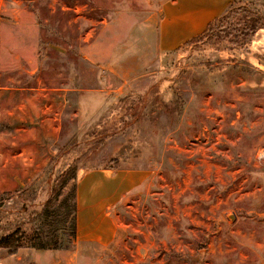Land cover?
<instances>
[{
    "label": "rangeland",
    "instance_id": "obj_1",
    "mask_svg": "<svg viewBox=\"0 0 264 264\" xmlns=\"http://www.w3.org/2000/svg\"><path fill=\"white\" fill-rule=\"evenodd\" d=\"M178 1L0 0V264H264V0L162 52Z\"/></svg>",
    "mask_w": 264,
    "mask_h": 264
},
{
    "label": "crops",
    "instance_id": "obj_2",
    "mask_svg": "<svg viewBox=\"0 0 264 264\" xmlns=\"http://www.w3.org/2000/svg\"><path fill=\"white\" fill-rule=\"evenodd\" d=\"M226 2L223 0H179L174 2L170 7L165 8L164 18L159 25V38H158V47L162 52H170L177 49L184 43L196 37L200 34L207 25L212 22L214 19L220 17L226 8ZM264 31V29H261ZM260 30V31H261ZM257 31L254 33L256 34ZM254 36V35H253ZM11 89V88H8ZM45 89H27L24 92H34L43 91ZM15 91H23V89H15ZM55 93H67L71 92L68 88H54L52 89ZM73 91V90H72ZM90 90L89 92H91ZM98 92V90H93V93ZM36 94V93H35ZM40 94V93H39ZM37 94V95H39ZM41 95V94H40ZM45 97V96H43ZM24 100H21L20 103L25 102L27 105L36 104L37 99L31 97L30 95H25ZM38 105H35V108ZM23 105H19L18 108L24 109ZM40 111V117L45 114L47 107L38 108ZM28 113V112H26ZM58 114H54L51 118H42L39 121L41 124L42 133L47 134L44 124L50 121H58ZM38 124V121L36 122ZM20 155H15L14 157H19Z\"/></svg>",
    "mask_w": 264,
    "mask_h": 264
},
{
    "label": "trees",
    "instance_id": "obj_3",
    "mask_svg": "<svg viewBox=\"0 0 264 264\" xmlns=\"http://www.w3.org/2000/svg\"><path fill=\"white\" fill-rule=\"evenodd\" d=\"M218 18H220V17H218ZM218 18H216L212 22H210L206 28H208L211 25V23L216 21ZM259 29H264V28L261 25L253 26L249 30L251 32L250 36L252 37L254 35V33ZM193 39H191L190 41H192ZM67 173L68 174L70 173L71 177L73 178L75 176V169L70 168ZM75 198H76L75 197V187L73 186V188H72V199H73L72 211L73 212L75 211ZM64 204H65L64 201H62L60 203V209H63V207L67 209V206H65ZM70 213H71V211H70ZM72 227L74 230V227H75V218L74 217L72 218ZM22 237H23V233L18 229H16L14 232H12L8 235L1 237L0 238V249H5L10 254L14 253L17 249L21 248ZM34 247L36 249H39V250H55L58 248V241L56 239H52V240H50V242H43L41 239H38L36 242V245Z\"/></svg>",
    "mask_w": 264,
    "mask_h": 264
}]
</instances>
